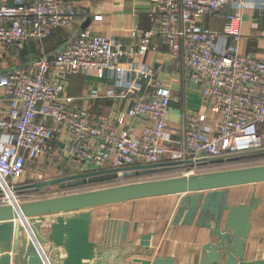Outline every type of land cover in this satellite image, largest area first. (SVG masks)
Returning <instances> with one entry per match:
<instances>
[{"label":"built area","instance_id":"1","mask_svg":"<svg viewBox=\"0 0 264 264\" xmlns=\"http://www.w3.org/2000/svg\"><path fill=\"white\" fill-rule=\"evenodd\" d=\"M0 0V57L30 41H40L70 26L76 8L70 0H19L14 6ZM227 0H153L149 29L134 24L129 52L107 38L81 30L48 58L40 48L33 68L0 74V200L18 205L15 188L26 161L47 149L54 134L65 132L72 156L92 170L138 165L191 162L200 158H227L264 149V55L239 52L240 9L263 12L264 0H234L221 32L199 19L220 11ZM100 20L101 17H95ZM162 37L170 53L180 58L187 78L199 87L203 101L218 114V130L210 140L201 138L203 117L179 114L182 142L177 149L162 145L168 139L165 121L170 113V91L161 88L156 71L144 64L153 50L152 39ZM125 60V62H123ZM125 63V64H124ZM52 73L57 80L52 79ZM75 73L99 79L115 75L128 90L138 92L125 113L100 115L75 108L62 95L63 82ZM40 117L42 122H37ZM50 120L51 126L44 124ZM144 123L140 129L134 122ZM126 122V123H124ZM122 124V129L119 126ZM92 143L97 146L95 149ZM194 173L186 169L184 174ZM11 197V198H10Z\"/></svg>","mask_w":264,"mask_h":264},{"label":"crops","instance_id":"2","mask_svg":"<svg viewBox=\"0 0 264 264\" xmlns=\"http://www.w3.org/2000/svg\"><path fill=\"white\" fill-rule=\"evenodd\" d=\"M19 0H6L5 5L14 6ZM31 1V0H24ZM76 8L74 22L65 28L57 29L51 36L40 40L30 41L21 47L14 48L8 56H15L16 62L7 61L1 64L0 74L20 69L33 68L38 58L39 49L45 50L48 58L54 55L81 30H88L92 35L107 38L113 45L121 46L123 51H131L135 41L130 35L134 24L146 30L151 27L148 12L153 7V0H70ZM232 1L216 14L199 19V23L215 32H221L230 13L242 16L240 23L239 52L262 58L264 55V16L256 8L248 7L233 10ZM101 17L96 20L95 17ZM153 50L144 58V64L156 71V80L161 88L170 91V113L165 121V132L168 139L162 145L169 149H177L182 142V120L179 114H196L202 116L203 129L201 138L212 139L218 130V114L210 103L202 100L200 89L187 78L186 68L180 58H175L169 51L165 40L160 37L152 39ZM16 50V51H15ZM125 62V60L123 61ZM125 64V63H124ZM3 66V68H2ZM52 79L57 80L52 73ZM62 95L70 99V103L78 109H84L100 115H115L125 113L130 108L138 92L128 90L115 75H108L99 79L93 74H71L63 82ZM5 105H0V114ZM37 122H42L38 116ZM126 123V122H124ZM51 126V121H44ZM125 125V124H124ZM123 125V126H124ZM136 128L140 129L144 123L136 120ZM122 124L119 129H122ZM93 149L96 144H91ZM72 142L65 132L54 134L49 140L47 149L35 160H28L24 165L22 176L17 185L22 186L33 182H43L91 171V166L72 156ZM65 193L59 185L43 188L32 193ZM31 194V195H32ZM251 196L259 200V206L252 212L251 229L246 242V260L264 259V183L239 186L228 189L229 204L238 206L249 202ZM178 196H164L139 199L109 206L97 207L92 210L90 240L97 241L108 220L129 222L128 240H133L137 246L145 235H149L150 246L154 256L172 259L174 264H197L201 245L205 242L204 230L195 227H174L172 220L179 205ZM47 217L45 223H49ZM18 222V221H17ZM44 223V224H45ZM32 226L30 224H27ZM136 228V231L134 229ZM45 231L42 226V233ZM127 248L126 245L123 246ZM119 252L127 254V249ZM117 251H112L109 261L116 258ZM128 255V254H127ZM124 258L122 264H134L137 256ZM137 264V263H135Z\"/></svg>","mask_w":264,"mask_h":264},{"label":"water","instance_id":"3","mask_svg":"<svg viewBox=\"0 0 264 264\" xmlns=\"http://www.w3.org/2000/svg\"><path fill=\"white\" fill-rule=\"evenodd\" d=\"M256 154L264 157V149L227 158H200L196 166L231 163ZM193 166L184 161L91 170L25 184L16 187L15 191L32 194L53 185L64 190L140 174L192 169ZM259 183H264V165L183 174L18 205H0V264H122L127 254L140 257L134 264H174L172 259L154 256L149 235L141 238L137 246L133 245V240H128V221L108 220L99 239L90 240L94 208L164 196L180 198L172 226L195 227L206 232L197 264H264V259L246 260L251 214L258 209L259 200L251 196L248 203L231 206L228 197L230 188ZM47 217L50 221L46 224ZM120 249H127V254L119 252ZM112 251L117 254L111 262Z\"/></svg>","mask_w":264,"mask_h":264},{"label":"rangeland","instance_id":"4","mask_svg":"<svg viewBox=\"0 0 264 264\" xmlns=\"http://www.w3.org/2000/svg\"><path fill=\"white\" fill-rule=\"evenodd\" d=\"M19 49V48H17ZM16 51V50H15ZM15 56L17 55V52H15ZM10 55V57H0V69H1V64L3 62H7V61H14L16 62V60L18 59V57H15ZM3 68V66H2ZM258 165H264V159H259V160H249L247 162H243L240 165H235V166H230V165H224L221 167H207V168H201L200 174L201 173H207V172H213V171H222V170H229V169H236V168H242V167H249V166H258ZM194 172V171H193ZM185 173V171H170V172H159V173H155V174H140L139 176L132 178V179H127V180H121L118 181L116 183L110 184L108 186H119V185H124V184H128V183H136V182H141V181H149V180H157V179H164V178H173V177H177V176H182ZM196 174V172H194ZM103 187V186H100ZM105 187V186H104ZM94 188H99V187H94ZM65 193H37V194H30V195H23V196H19L18 193L16 194L17 200H18V204L22 203V202H29V201H35V200H39V199H43V198H51V197H56V196H60V195H64ZM0 205H6L4 204V202L0 201Z\"/></svg>","mask_w":264,"mask_h":264},{"label":"trees","instance_id":"5","mask_svg":"<svg viewBox=\"0 0 264 264\" xmlns=\"http://www.w3.org/2000/svg\"><path fill=\"white\" fill-rule=\"evenodd\" d=\"M219 12V11H218ZM217 12V13H218ZM216 14V13H215ZM259 160V159H264L263 156H260L258 154L256 155H251V156H248L246 158H243V159H240L238 161H234V162H231V163H223V164H215V165H205V166H196V163L194 164L193 168L191 170H193L194 172H196V174H199L200 173V169L201 168H207V167H221V166H224V165H230V166H235V165H240L241 163L243 162H247L249 160ZM244 168V167H242ZM237 169V168H236ZM186 170V169H185ZM185 170H171V171H185ZM162 172H170V171H162ZM155 173H159V172H155ZM155 173H147V175H150V174H155ZM137 177V176H136ZM132 178H135V177H131V178H125V179H119V180H114V181H110V182H105V183H99V184H91V185H85V186H78V187H75V188H71V189H64V191L66 192V194H73V193H80V192H86V191H91V190H97V189H102V188H107V187H113V186H108L110 184H113V183H116L118 181H121V180H127V179H132ZM100 186H103V187H100ZM105 186V187H104ZM117 186V185H115ZM18 187V186H17ZM94 187H99V188H94ZM18 195L19 196H23V195H30L29 193H19L18 192ZM1 201V200H0Z\"/></svg>","mask_w":264,"mask_h":264},{"label":"bare ground","instance_id":"6","mask_svg":"<svg viewBox=\"0 0 264 264\" xmlns=\"http://www.w3.org/2000/svg\"><path fill=\"white\" fill-rule=\"evenodd\" d=\"M11 198V197H10Z\"/></svg>","mask_w":264,"mask_h":264}]
</instances>
